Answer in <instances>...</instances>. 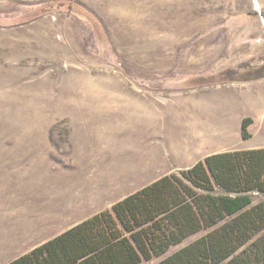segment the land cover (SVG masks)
<instances>
[{
  "label": "rangeland",
  "instance_id": "374dc122",
  "mask_svg": "<svg viewBox=\"0 0 264 264\" xmlns=\"http://www.w3.org/2000/svg\"><path fill=\"white\" fill-rule=\"evenodd\" d=\"M258 1L263 16L253 0H0V264L140 182L128 99L264 71Z\"/></svg>",
  "mask_w": 264,
  "mask_h": 264
},
{
  "label": "trees",
  "instance_id": "16d2710c",
  "mask_svg": "<svg viewBox=\"0 0 264 264\" xmlns=\"http://www.w3.org/2000/svg\"><path fill=\"white\" fill-rule=\"evenodd\" d=\"M244 121V136H250ZM264 147L167 174L5 264H264Z\"/></svg>",
  "mask_w": 264,
  "mask_h": 264
},
{
  "label": "crops",
  "instance_id": "0c3cea01",
  "mask_svg": "<svg viewBox=\"0 0 264 264\" xmlns=\"http://www.w3.org/2000/svg\"><path fill=\"white\" fill-rule=\"evenodd\" d=\"M243 64L230 71V81L205 85L197 92L128 99L132 101L134 127L130 136L133 151L127 156L133 158L127 160L138 167L140 182L125 196L210 155L264 147V71L255 77L253 63ZM123 101L120 107L128 105L125 98ZM246 118L252 120L248 137L244 136ZM255 124H259L258 130ZM118 156L109 158L123 161ZM191 236H195L192 241L199 235Z\"/></svg>",
  "mask_w": 264,
  "mask_h": 264
},
{
  "label": "bare ground",
  "instance_id": "6f19581e",
  "mask_svg": "<svg viewBox=\"0 0 264 264\" xmlns=\"http://www.w3.org/2000/svg\"><path fill=\"white\" fill-rule=\"evenodd\" d=\"M254 1V3L256 4V7H257V4H258V8H260V3H259V1L258 0H253ZM203 45V44H202ZM205 47V46H204ZM202 48V47H201ZM201 51V50H200ZM208 53V52H207ZM199 56V55H198ZM201 56V55H200ZM189 58V57H188ZM201 59V58H200ZM199 59V60H200ZM193 60V59H192ZM195 61V60H194ZM193 62V61H192ZM199 62V61H198ZM197 62V63H198ZM188 63V62H187ZM190 63V62H189ZM192 64V63H191ZM186 65V64H185ZM189 65V64H188ZM184 66V65H183ZM186 67V66H185ZM129 104V103H128ZM137 104V103H136ZM132 106V105H131ZM136 106V105H135ZM137 108V107H136ZM131 109V108H130ZM129 109V110H130ZM139 109V108H138ZM132 111V110H131Z\"/></svg>",
  "mask_w": 264,
  "mask_h": 264
},
{
  "label": "water",
  "instance_id": "95a60500",
  "mask_svg": "<svg viewBox=\"0 0 264 264\" xmlns=\"http://www.w3.org/2000/svg\"><path fill=\"white\" fill-rule=\"evenodd\" d=\"M257 10H258V12L261 14V9L260 8H258V4H257ZM262 15V14H261ZM263 16V15H262Z\"/></svg>",
  "mask_w": 264,
  "mask_h": 264
}]
</instances>
